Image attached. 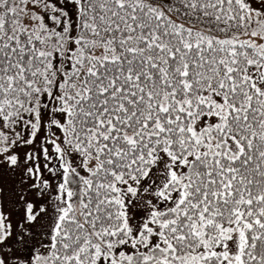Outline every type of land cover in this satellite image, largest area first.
<instances>
[{
    "label": "snow or ice",
    "instance_id": "6c2138e0",
    "mask_svg": "<svg viewBox=\"0 0 264 264\" xmlns=\"http://www.w3.org/2000/svg\"><path fill=\"white\" fill-rule=\"evenodd\" d=\"M0 264H264V0H0Z\"/></svg>",
    "mask_w": 264,
    "mask_h": 264
}]
</instances>
